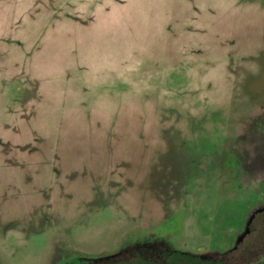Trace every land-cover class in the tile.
Listing matches in <instances>:
<instances>
[{
    "label": "rangeland",
    "instance_id": "374dc122",
    "mask_svg": "<svg viewBox=\"0 0 264 264\" xmlns=\"http://www.w3.org/2000/svg\"><path fill=\"white\" fill-rule=\"evenodd\" d=\"M173 252L264 264V0H0V264Z\"/></svg>",
    "mask_w": 264,
    "mask_h": 264
},
{
    "label": "trees",
    "instance_id": "16d2710c",
    "mask_svg": "<svg viewBox=\"0 0 264 264\" xmlns=\"http://www.w3.org/2000/svg\"><path fill=\"white\" fill-rule=\"evenodd\" d=\"M170 255H172V261L175 264H180V263H188V264H208L209 261L207 260H202L198 257H195L193 255L187 254V253H179V252H173ZM145 262V260H143ZM147 263V261H146Z\"/></svg>",
    "mask_w": 264,
    "mask_h": 264
}]
</instances>
